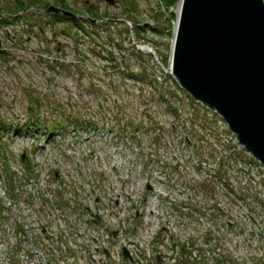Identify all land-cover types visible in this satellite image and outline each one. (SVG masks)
Wrapping results in <instances>:
<instances>
[{
	"label": "rangeland",
	"instance_id": "rangeland-1",
	"mask_svg": "<svg viewBox=\"0 0 264 264\" xmlns=\"http://www.w3.org/2000/svg\"><path fill=\"white\" fill-rule=\"evenodd\" d=\"M13 1L15 2L17 0H0V2L5 3V5ZM47 1L52 2L53 0ZM69 1L71 3V7L79 12L75 13L77 16H79V18H84L83 16H86L88 6L90 8L91 4L92 7L97 9L99 13L103 15L107 13L110 16V19H113V21L110 23L112 27L110 28L108 26V28L105 27L103 30H99L96 37H99L101 43L103 38L105 39L110 36H112L114 39H117L118 41H121V43L124 45V49H122L123 53H121L119 49H108L111 51L110 53L102 54L98 51L100 49L98 47H101L98 40L83 34L80 36L79 43V40L73 37L75 31H73V35H69L67 32H65V30H68L70 33L69 27L73 26V24H71L72 22L56 25L52 24V18L50 14L47 13L48 9L32 8L24 14L20 13L19 16L12 18L13 21L11 25L4 26L0 23V118H13L14 120L18 119L23 121L21 125L25 124V120L28 119L27 109L30 107L33 99L36 98H39L45 107L47 106V104L45 105L46 102H54L53 100L55 99H62L64 103H76L77 105H83L85 102L91 101L93 103L89 105L94 106V102H96L100 97L103 99V101L107 102L106 104L109 106L110 111L115 109L116 105L122 106L123 108L125 106L123 117L120 118L122 123L130 124V120H135L134 125L138 124L145 128L149 127L147 124L151 123V121H149V113H147V117H145V109L147 104L144 101V98H142V96H145L148 99L153 100L154 106L152 117L156 119L155 122H159L161 124L154 127L155 129H153L152 133L151 131L147 132L145 129L141 130V133L137 134L136 137H134L133 130L131 131L129 129L127 136L130 138L126 139L127 142L122 139L121 142L119 141L120 143H117V141L113 142L112 138L110 137L111 134H109L108 131L103 133L101 131L95 130L91 131L89 134L82 133L81 138L83 140L81 139L80 141L73 139V136L68 137V140L67 136H57V140L59 141L65 140L70 142H81L84 141L85 137L92 135V140L89 143L83 144L84 150H91L92 148L97 147L96 144L99 146H104L107 149V154L105 153L106 155L101 152L102 155L104 154V157L107 156L106 160L109 162L107 167L102 164V161L101 164L103 169L99 167L100 164L95 165L97 158H94V163H91L88 166L91 168H86V171L89 172V175H92L96 180V183H94L95 180L91 182L92 186L85 184V180L89 182L91 180V177L88 174L84 173L85 177H82L80 174V176L76 174L77 172L75 173L73 166L74 162L72 159L74 156L68 148L62 149V152L60 149L56 150L55 153L51 150H48L46 154L42 156L36 154V148L38 145L37 142L39 141V138L32 140V134H34L33 132L29 131L27 133H31L30 135L23 136L27 142L22 141L17 145H14L13 141L11 142L8 136L5 138L4 133L0 132V141H2L1 139L3 136V143L5 142L6 146L9 145L8 159H10V168H12L14 171L13 173H16L18 176H22L24 172H26L27 166L21 161L20 157L23 154L22 149H25L28 156L34 160L33 164H37L39 166L38 174H42L39 176L40 181L42 182L40 183V186L45 189L46 193L49 188H52L55 193H57L58 189H61L62 192L65 193V188L70 191L71 187L74 186V183H77L76 186H84L83 188L87 189L88 193L85 194L82 191L81 194H77V197L70 195L75 207L78 205L77 207L80 208L79 204L82 203L86 207H92L91 209L94 212H97L98 204H101V199L103 198L101 189L99 187V184L101 183L100 181L105 180V182L107 181L106 183L117 186L118 181L111 172V167L113 165L119 166V164H117L118 162L125 166L124 163L137 161V164L142 166V169L145 171H151V175L155 177L154 183L148 179H142L141 181L151 182L153 186L156 187L158 193H160L163 197L173 196L177 199L182 198L188 201L189 206L192 208H198L201 211L203 210V206H205L207 210L212 205L218 203V200L221 202L222 208H224L226 203L228 204L229 201L236 203L234 198L222 191L224 190L222 188V184L216 180L220 177L221 179H228L229 181L231 176H236L233 162L230 161L228 163L227 161L226 165L228 168H225L221 160L222 157L224 159L225 157L230 159L228 156L230 152L236 148L238 143L235 141L234 135L230 133L228 126L221 121V118L216 113L203 107L200 103L195 105L186 98L179 97L178 106L183 110L184 115H186L190 123L192 120H190L188 114L195 115L197 113L198 118L203 117V120L206 121H204L206 123L205 125L202 124L203 121L200 122L199 125L206 128L207 131L201 130V133L199 134L200 136L196 138L198 141L196 143L194 142L195 145L199 144L198 147L204 150L203 152L205 154V158L199 159L196 156L197 152L195 153V151H192V145H188L184 142V140L187 138V136L183 134L186 130L183 127L184 123L182 122L180 129H176L175 127L171 126L172 123H177V121L172 112H170L171 110L169 111V106L167 103L161 101L159 96H156L155 99H153L151 97V93L154 89L150 88L149 86L146 87L147 90L144 92V95H142L139 91L142 83H137L132 79L124 78L125 75H127L125 74L127 70L136 74H143L145 76H149L150 74L148 72L150 71V73L155 74L157 84L159 86L163 85L164 79L166 78L164 77V73H167L166 76H168V72L170 71V63L172 60V44L174 42V32L178 20L177 10L180 0H178L175 9L170 11L164 9L160 0H128V2L124 0H116L117 3L115 5L108 4L103 0ZM87 1L90 3L88 6L86 5ZM28 12L29 15H26ZM171 12L173 13V17L171 16ZM7 17V15L0 16V18H3L4 20ZM135 19H139V23H141L143 26H148L146 28L147 33L142 34L145 39L142 36L138 37L135 33V30H133L134 27L137 26L133 23V20ZM91 23L97 25L102 24L96 20H91ZM123 23L125 24L124 26ZM156 26L160 28V32L154 31ZM166 27L168 28L166 29ZM127 30L130 33L128 37L125 36ZM167 30H170L172 35L167 33ZM145 42H147L148 46L144 45ZM77 45L84 48L83 53H80L76 49V47H78ZM152 51H155L161 60L153 56L151 57L150 52ZM48 53H50L51 56H49ZM114 57H118L121 59V61H123L121 62V65L123 66L122 68H113L107 62V59L111 61L114 59ZM163 58L166 60V62L163 60ZM84 61L86 62L84 63ZM59 65H66L65 67L67 68L65 72L62 69L60 77L56 78V81H53L54 77L56 76L51 71L59 73V70H55V68H53ZM76 65H80V67L77 69ZM45 67H47V73H45ZM83 68H86L91 76L81 77L79 69L83 70ZM146 68L149 71H147ZM49 69L51 71H49ZM62 74L66 76H62ZM200 105L208 112L203 111V108ZM112 112L116 113L118 111L115 110ZM108 117L110 120L112 119L111 115H108ZM181 121H183V119H181ZM10 122L15 123L16 121L11 120ZM178 122L181 123L179 120ZM5 125L8 126V124ZM162 127L165 128L166 133L165 136H162L161 142L158 143L161 146L160 150L157 151V148L159 147L154 144L156 137H154L153 133ZM171 129L175 130L173 131V134L169 135ZM19 132L20 131H17L18 134ZM22 135H25V133ZM188 139L190 140V138ZM221 143L223 145H221L220 148L225 150L221 152L223 154L222 156H220L221 153H219V145ZM118 145H121L122 147L121 152L124 156L122 159L119 158L122 154L117 156L113 153V150ZM17 146L19 147L17 148ZM81 147L78 148L81 149ZM238 147L240 150H243L242 146L238 145ZM66 149L67 151H65ZM157 154L158 156L156 157ZM12 155H16V158ZM154 157L158 158L159 160H156ZM2 159L3 158L1 157L0 153V160L2 161ZM101 160H103V158H101ZM201 160H204V162L202 161L203 163H201ZM208 163L211 166L208 165ZM160 164L166 165V174L164 175H161V172L164 173V170H162L160 166H157ZM200 164L202 166H200ZM40 166L44 169V171H41ZM139 166L134 165L133 167L131 166L129 168L125 166V170L130 171L137 169V171H139ZM201 167H203V169H201ZM210 168L217 169V174L204 177V175H207V171ZM1 172L2 167L0 166V174ZM161 177H164L166 182H169V185L158 184L156 179ZM52 178L54 179V183L47 185V183H49L48 179L51 180ZM5 179V177L2 178L0 175V187H3L4 189V184L6 183ZM206 179L210 181L213 187L207 186L203 183V181ZM237 179L239 178L233 177L231 180V185L235 189H239V187L242 186V184L237 181ZM243 184H245V182H243ZM102 185L105 184L102 183ZM252 186L255 187V183H253ZM145 187L146 186H144V188ZM92 188H96L94 195L91 191ZM259 190L264 191V189L261 187H259ZM45 192L44 195H46ZM145 192L146 188L144 190H140L137 193L136 198L138 196L142 197ZM197 192L203 193L205 198L203 203H201V199L198 198V196H195V198L193 197ZM96 194L97 196H95ZM246 194L248 195V193ZM179 195H182V197ZM241 195L244 196V191L241 193ZM15 196V198L9 196L12 199L13 207L15 208L13 211L8 212L9 217L16 218V214L22 218V222H25V224L28 226V229L33 232L34 238L32 237V241H34V245L36 247L37 245H41V242L39 241L40 238L44 242H48L44 240L42 236H40L41 231L37 230L35 232L32 229H38V227L46 225L47 227H52V230L54 231L56 230V223L53 221L54 219L51 220L50 216L44 219V216L38 211V207L36 205H34L33 209L31 202L26 204V197L20 192L19 188L18 191H16ZM187 196L190 197V200H187ZM51 197H49V199ZM116 199L118 198H114V200ZM66 202L71 204L69 198H67ZM74 205L68 206L74 207ZM127 206L129 207L130 213L135 215L134 209L129 204ZM112 211L115 213L113 216H106L110 219L114 227H116L117 224L119 226V221L116 220V213L118 210L112 209ZM164 211L169 217L167 219H170V221L167 222L170 223L169 225H171L169 229L170 231H174L176 234V239H179V244L183 243L181 238L182 235L186 237L187 240H189L190 235L192 234H190L189 230L187 229H190V227H196L199 233H201L193 235L195 238H198L199 241L204 240L203 237L207 238L204 236L205 229L213 231L215 228L214 236L216 239L218 240L217 236L219 234L220 237H225L228 240L226 245L227 250L230 251L231 254L233 253L234 258H237V256L240 257L242 262L241 264H250L248 261H250L256 255L261 256L259 258L264 257V237L259 235L257 231L258 228L263 226L262 222L258 219L261 216L258 218L252 216L260 213L259 209H256V212H252V214L245 208L235 210L232 213H229L228 210L226 211L228 214L225 215L227 217L231 216L239 220L243 218L246 221L245 222L242 220L247 224V227H244L243 224H237L240 229L244 230V232L240 235L241 237H239L240 239H245L248 234H250V232H253L252 227L254 224L253 229L255 236L258 239V244L257 242L253 241L248 242L252 243L254 246H259L260 250L258 251L255 249L246 250L241 248L239 238H233L229 234L223 235L222 233H224V227L220 224L216 225L212 223H204L200 226H197L193 225L190 220L186 218L183 222H185V224L188 226L190 225V227H185L184 230L181 228L179 229L173 225H175V223L178 221L181 222L182 218L176 214L171 215L174 220L173 222L170 214L168 213L170 212V209L165 207ZM213 211L216 213V210L212 209V212ZM181 212L186 211L182 210ZM118 215L122 216H120L122 220H126L127 218V215H123L121 212ZM225 216L219 215L218 213L217 219L221 221L224 220L223 223H225ZM249 216L256 218L255 223L249 221ZM167 223H165V225H167ZM62 230H64L63 227ZM229 236L231 237L230 240ZM4 238L6 243L0 245V251L4 252L7 249L12 250L13 248V250H16L17 241L15 239V235L12 233H7L4 235ZM26 240L27 238L24 240L22 239L21 246L24 247L28 254H30L31 250L27 249L30 247V240L27 242ZM213 244L215 245L216 243ZM49 247L50 246L45 249L41 246L35 249L39 254H37L33 263L30 264H39V262L49 264L50 261L47 260L49 258L53 259L52 264H66V262L61 263V261H59V255L51 256L48 254V256H46L47 251L50 250ZM221 250L224 255L227 254L223 248ZM26 252L24 254H26ZM24 254L23 256H20V261L24 260ZM3 259L4 258L0 253V264H11L8 261L4 263ZM237 263L239 262L237 261ZM80 264H86V262H80Z\"/></svg>",
	"mask_w": 264,
	"mask_h": 264
},
{
	"label": "built area",
	"instance_id": "built-area-1",
	"mask_svg": "<svg viewBox=\"0 0 264 264\" xmlns=\"http://www.w3.org/2000/svg\"><path fill=\"white\" fill-rule=\"evenodd\" d=\"M236 148L230 152L228 156L230 159L232 155L235 156V154L243 153L238 147V144ZM242 157H244V155H242ZM226 159L227 157H225V162H233L234 172L236 173V176L233 177L239 178L237 181L242 184L239 188L243 187L248 193V200L246 202L236 201V203H232L229 201V205L226 203V206L222 208L221 202L218 200V203L212 205L207 210L206 207L203 206V210L201 211L198 208L189 206L188 201L182 198L177 199L173 196L163 197L158 193L156 187H154L155 192L148 195H146L145 192L142 197L138 196L136 198L137 193L145 189L144 186L148 181H141L137 169L126 171L125 168L131 167L130 165L125 167L121 163H117L119 166L114 165L111 172L117 178L118 185L114 186L113 184L106 183L107 181H100L99 187L103 195L101 199L103 203L98 204L97 212H94L90 206H85L83 210L77 209V211H72L70 215L75 213V218L72 219L71 216L69 217L70 225H65L63 220L58 223L55 222L56 230L53 231L52 227L49 229L51 238H44V240L48 242L42 240L39 247L42 246V248L47 249V247L50 246L47 255L44 254L46 256H48V254L51 256L59 255V261H61V263L66 262V264H80V262H86V264H120V252L124 247L130 250L134 258L133 264H159L157 261L158 256L162 258L161 264H241L240 257L237 256V258H234L233 253L231 254V252L227 250L226 245L228 240L225 237H220V234L217 236L218 240L216 239L214 236L215 228L213 231L205 229L204 236L207 238L202 236L204 240L199 241L198 238L193 236L194 234H201L197 228H191L190 225L188 226L183 222L187 218L193 225L197 226L204 223L220 224L224 227L223 235L229 234L233 238H239L244 230L240 229L237 224H243L244 227H247V224L243 222L245 221L243 218L239 220L231 216H225L228 214L226 211L229 210V213H232L235 210L245 208L252 214V212H256V209H259L260 213L252 216L256 218L261 216L258 219L262 222L263 226L258 228L257 231L259 235L264 237V191L259 190V187L264 189V167L251 163L247 156L238 159V161ZM103 165L106 167L108 166L106 163H103ZM133 166L132 164V167ZM100 168L103 169L102 166ZM233 177H230L229 183L232 182L231 180ZM134 179L137 181L140 180L137 188L135 187L137 184L133 182ZM151 181L154 183L153 180ZM243 182H245V184H243ZM102 183L105 185H102ZM253 183H255V187L252 186ZM95 196H97V194ZM179 196L182 197V195ZM195 196L201 199V203L204 202L205 198L203 194H194L193 197L195 198ZM116 197L119 200H114ZM187 200H190L189 196H187ZM128 204L134 209L135 215L130 213L129 207L127 206ZM88 207L90 208L89 212L87 211ZM165 207L170 209V212H168L170 217L176 214L182 218L181 222L178 221L173 226L183 230L185 227H190V229H187L189 233L192 234L189 240L182 235L181 238L183 243L179 244V239H176V234L169 229L171 225L167 222H169L170 219H167L169 217L164 211ZM211 208L216 210V213L215 211L212 212ZM112 209L118 210L116 213V220L119 221V226L117 224L116 227H114L110 219L106 216H113L115 214ZM182 210L186 212H181ZM120 212L123 213V215H127L126 220L121 219L122 216L120 215V217L118 215ZM137 212L142 215L141 223H139L138 219L135 217ZM218 213L226 217L225 223H223L224 220L221 221L217 219ZM97 215L101 218V224L99 226H95L91 222ZM252 216H249V221L255 223L256 218ZM81 223H86L87 226L80 227ZM165 223H167V225H165ZM62 227L64 230H62ZM253 227V232H250L245 239L239 238V243L241 248L246 250L255 249L258 251L260 250L259 246H254L252 243L248 242L253 241L258 244V239L255 236ZM116 229L120 230L121 233L115 240L116 243H113L111 233ZM230 236L229 240L231 239ZM61 237H63V239L60 241ZM213 243L216 244L214 245ZM222 248L227 254L224 255L221 252ZM105 250L110 251V257L105 256ZM259 257L261 256L256 255L248 261V263L255 264L260 261V259H264V257ZM47 260L50 261V264L53 263V259L49 258ZM237 261L239 263H237Z\"/></svg>",
	"mask_w": 264,
	"mask_h": 264
},
{
	"label": "water",
	"instance_id": "water-1",
	"mask_svg": "<svg viewBox=\"0 0 264 264\" xmlns=\"http://www.w3.org/2000/svg\"><path fill=\"white\" fill-rule=\"evenodd\" d=\"M47 13L78 18L53 6ZM177 21L169 74L264 164V0H183Z\"/></svg>",
	"mask_w": 264,
	"mask_h": 264
},
{
	"label": "trees",
	"instance_id": "trees-1",
	"mask_svg": "<svg viewBox=\"0 0 264 264\" xmlns=\"http://www.w3.org/2000/svg\"><path fill=\"white\" fill-rule=\"evenodd\" d=\"M124 1L128 2V0H124ZM160 2L162 3L165 10L170 11V10L175 9V7L178 3V0H160ZM88 4H90V3L87 1L86 5L88 6ZM51 5L53 7H57V8H60L62 10H65V11L72 12L73 14L79 13L73 7H71V3L69 0H53L52 2H48L47 0H17L15 2L13 1L9 4L7 3L6 5H5V3L0 2V16L7 15L8 17L5 19V22L6 23L11 22L12 23V21H13L12 18L19 16L20 13L24 14L25 12L31 10L32 8L48 9ZM26 15H29V12ZM75 15H77V14H75ZM50 16L52 18L51 23L54 25L72 22L71 24H73V26L69 27L70 33L68 30H65V32H67L69 35H73L74 34L73 31H75V34L73 35V37H75V39H78L79 43H80V36L83 34V35L89 36L95 40H98V42L101 46V47H98V48H100L98 51L102 54L110 53L111 51H109V50H113V49H119L120 52L123 53L122 49H124V45L121 43V41H118L117 39H114V38H112V36H110V37H107L105 39L103 38V41L101 43V41L99 40V37H96L98 34L97 32L99 30H103L105 27L108 28V26L110 28L112 27V25L110 23H111V21H113V19H110V16L107 13L105 15L99 13L97 11V9L92 7V4L90 5V8L88 6L86 16H83L84 18H79L77 20H73V19L67 18L63 15L50 14ZM171 16L173 17L172 12H171ZM91 20H94V21L96 20L102 24H98V25L93 24V23H91ZM133 23L135 25H137L133 29V30H135V33L137 34V36L138 37L142 36L145 39V37L142 34L147 33L146 28L148 26H143L141 23H139V19L133 20ZM124 25L125 24L123 23V26ZM168 27H170V26H168ZM168 27H166V29ZM154 31L160 32L161 30H160V28H158L156 26L154 28ZM166 32L169 33L170 35H172V33H170V30H167ZM129 34L130 33L127 30L125 36L128 37ZM145 44H147V42H145L144 45ZM76 49L80 53H83V50H84L83 47L78 46V47H76ZM94 50H96V49H94ZM163 60H165V59L163 58ZM85 62L86 61H84V63ZM107 62L113 68H120V67L122 68L123 67L121 65V62H123V61H121V59L118 57H114V59H112L111 61L109 59H107ZM165 62H166V60H165ZM65 66L66 65H64V66L59 65V66L53 67V68H55V70H59L60 71L59 73H56L55 71H51L49 69V71H51L56 76V77H54L53 81H56V78L60 77L62 69L65 72V70L67 68ZM76 67L78 69L80 67V65H76ZM44 70H46V72L45 71L44 72L47 73V67H45ZM146 70L149 71L147 68H146ZM79 72L81 74V77L91 76L89 74V71L86 68H83V70L79 69ZM148 73L150 75L145 76L143 74H136L132 71L127 70V72L125 73L127 75H125L124 78L132 79V80L136 81L137 83H139V82L142 83V86L139 88V91L142 95H144V92H146V90H147L146 87L149 86L150 88L154 89L151 93V97L153 99H155L156 96H159L161 101H164L167 103V105L169 106V111L171 110L170 112H172V114L175 116L177 123H172L171 126L175 127L176 129H180L181 128L180 125H182V122H183L184 123L183 127L186 129L183 134H185L187 136V138H186V140H184V142L187 143L188 145L189 144L192 145V151H195V153L196 152L198 153V154L196 153L197 158L204 159L205 158V154L203 152L204 150H202L200 147H198L199 144L195 145L194 142L196 143L198 141L196 138L198 136H200L199 134L201 133L200 132L201 130L207 131L206 128L201 127L199 125L200 122H202V121H203L202 124L205 125L206 121L203 120L204 119L203 117L198 118L197 113L195 115L188 114L190 120H192V122L190 123L189 119L186 117V115H184L183 110L179 108V106H178L179 101L178 100H179V97H184L188 101L193 102L195 105H197L198 103H195L189 95H187L183 90H181L176 85V83L172 81V79L169 76L164 75V77H166V78L164 79L163 85L162 86L160 85L161 86V88H160V86L157 84L155 74L150 73V71ZM62 76H66V75L62 74ZM170 83H171V85H170ZM172 87H173V90H172ZM27 94H29V93H27ZM142 98H144V101L147 104L146 109H145V117H147L146 114L149 113V121H151V123L147 124V126H149V127H145V128L141 125H138V124L134 125L135 120H130L131 125L127 124V123H122V120L120 118L123 117V114L125 111V109H124L125 106L123 108L122 106L115 104L116 107L112 111L116 110L120 113L112 112V111H110L109 106H107V104H106L107 102L103 101V99H101L99 97L97 99V101L94 102V106H90L93 103L91 101H87L83 105H77L76 103H73V104L64 103V101L62 99H55V100H53L54 102H50V101L46 102L45 103V105L47 104V106H45L46 108L43 106V103L40 101L39 98L33 99V102H31L30 107L27 109L28 119L26 120L25 125L24 126H23V124L21 125L22 122L17 123L16 129H17V131H23V130L28 131V130H33V129L37 130V131H42V132H44L45 137H48V135H52V134H55L57 132L61 133V135H64V136L69 134V133L76 134L78 131H82V132L85 131V132H88V134H89V133H91V131L99 129L102 132L109 131L111 134L110 137L112 138V141L113 142L117 141V143H118L119 141L121 142L122 139H124V141H126L127 138L128 139L130 138L129 136H127L129 129L131 131L133 130L134 137H136L137 134L141 133V130L145 129L147 132L151 131V133H152L153 129H155L154 127L159 126L161 124L159 122H155L156 119H154V117H152L153 106H154L153 100L148 99L145 96H142ZM114 103H116V102H114ZM203 111H207V110H205L203 108ZM108 115H111V117H112L111 120L108 117ZM194 117H195V119H194ZM181 119H183V121H181ZM11 120L15 121L13 118L12 119H7V118L1 119L0 118V130L2 129L3 126H5V124L10 125ZM178 120L181 123H179ZM156 123H158V124H156ZM204 125H202V126H204ZM10 126H13V124ZM174 130L171 129V131L169 132V135L173 134ZM165 133H166V131H165L164 127L156 130L153 133L154 137H156L154 144L157 147H159V148H157V150H160L161 145L158 143L161 142V138H162V136H165ZM188 138H190V140ZM131 139H133V138H131ZM0 143H1V141H0ZM221 145H222V143L220 144V147H221ZM221 150H223V149L221 148ZM221 152H223V151H219V153H221ZM222 155L223 154L221 153V156ZM223 159L224 158L222 157L221 160L223 161ZM230 160L238 161V157H235L234 155H232ZM206 176H208V175H204V177H206ZM204 184H206L207 186L213 187L211 185L210 181L207 179L204 181Z\"/></svg>",
	"mask_w": 264,
	"mask_h": 264
},
{
	"label": "bare ground",
	"instance_id": "bare-ground-1",
	"mask_svg": "<svg viewBox=\"0 0 264 264\" xmlns=\"http://www.w3.org/2000/svg\"><path fill=\"white\" fill-rule=\"evenodd\" d=\"M182 5H183V0H181L180 1V3H179V5H178V10H177V16H178V20H179V18H180V15H181V10H182ZM178 22L179 21H177V24H176V29H175V34L177 33V29H178ZM177 35V34H176ZM176 35H174V38L176 39ZM175 39H174V42H175ZM174 42H173V44H172V54H173V52H174ZM170 67H172V62L170 63ZM170 71H171V68H170ZM10 133V132H9ZM11 134V133H10ZM12 135V138H13V144L14 145H17L20 141H23V142H25L26 141V139L24 138V137H22V136H20V135H14V134H11ZM92 138H93V136L92 135H90V136H88V137H86L85 139H84V141H81V142H70V141H65V140H52V141H44L43 143H42V146L41 147H38L37 148V154H39V155H44V154H46V152L48 151V150H51V151H56V150H58V149H60V150H62L63 148H67V147H71V146H73L74 147V149H78V147H80V146H82L83 144H86V143H89L91 140H92ZM27 142V141H26ZM98 145V144H97ZM99 146V145H98ZM72 147V148H73ZM118 151H115V152H113L114 153V155H118V154H120V152L119 153H117ZM14 156H16V155H14ZM16 158V157H15ZM3 161H4V167L6 168V169H8L9 168V163L7 162V160H6V158L4 157L3 158ZM201 163H203V162H201ZM38 167L39 166H36V171H38ZM41 167V166H40ZM73 167V166H72ZM86 168L88 169V167H84L83 168V171H86ZM90 169V168H89ZM41 171H44V169L41 167ZM39 172V171H38ZM84 173H86V174H88L89 175V172L88 171H86V172H84ZM40 176L42 175V174H39ZM90 177H92V175H89ZM139 181L140 180H135L134 179V181L133 182H135L137 185H135V187L137 188L138 187V183H139ZM50 190L51 191H49V192H53V189L52 188H50ZM71 218L72 219H74L75 218V213H73L72 215H71ZM85 226H87V224L86 223H81L80 224V227H85ZM26 264H29V263H26Z\"/></svg>",
	"mask_w": 264,
	"mask_h": 264
}]
</instances>
